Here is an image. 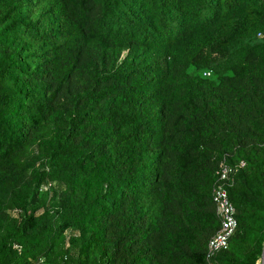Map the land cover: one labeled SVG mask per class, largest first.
<instances>
[{
  "label": "trees",
  "instance_id": "1",
  "mask_svg": "<svg viewBox=\"0 0 264 264\" xmlns=\"http://www.w3.org/2000/svg\"><path fill=\"white\" fill-rule=\"evenodd\" d=\"M223 161L257 264L264 0H0V264H206Z\"/></svg>",
  "mask_w": 264,
  "mask_h": 264
},
{
  "label": "built area",
  "instance_id": "2",
  "mask_svg": "<svg viewBox=\"0 0 264 264\" xmlns=\"http://www.w3.org/2000/svg\"><path fill=\"white\" fill-rule=\"evenodd\" d=\"M241 166L244 162L240 163ZM234 168L226 162H221L216 171V182L212 190V198L219 217L220 226L216 233L207 242L206 264H213L215 255L229 246V240L237 228L235 207L228 196V187L233 183Z\"/></svg>",
  "mask_w": 264,
  "mask_h": 264
},
{
  "label": "water",
  "instance_id": "3",
  "mask_svg": "<svg viewBox=\"0 0 264 264\" xmlns=\"http://www.w3.org/2000/svg\"><path fill=\"white\" fill-rule=\"evenodd\" d=\"M257 264H264V243H263L262 251L257 261Z\"/></svg>",
  "mask_w": 264,
  "mask_h": 264
}]
</instances>
